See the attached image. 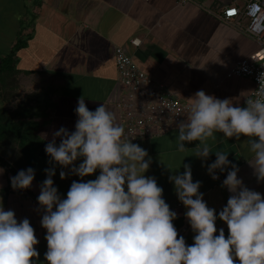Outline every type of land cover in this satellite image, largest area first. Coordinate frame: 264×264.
<instances>
[{
  "label": "crops",
  "instance_id": "obj_1",
  "mask_svg": "<svg viewBox=\"0 0 264 264\" xmlns=\"http://www.w3.org/2000/svg\"><path fill=\"white\" fill-rule=\"evenodd\" d=\"M246 1L0 0V61L12 54V75L19 81V92L25 93L14 105L0 96V114H14L13 138L0 141V167L5 169L0 175V204L5 210H13L18 222L30 220L39 240L35 246L40 253L37 264H48L44 259L47 230L41 226L44 210L37 201L39 186L46 179L44 170L52 167L45 146L61 127L75 130V109L80 97L90 110L104 104L120 123L115 102L120 92L116 83V48L121 47L138 68L189 106V98L199 90L219 99L233 98L236 104L245 106L254 82L226 74L237 61L256 51L258 44L244 33V20L234 18L228 23L218 15L227 7H242ZM132 38L140 39V44L131 45ZM177 136L176 125L159 136L133 142L152 158L145 175L154 176L163 188V198L178 214L173 223L190 245L195 233L184 215L186 208L168 179L183 173L184 163L191 164L193 182H201L199 191L217 216L231 195L221 187L231 166L223 173L217 170L219 179L213 180L207 165L215 162V151L228 153V159L239 167L238 177L249 189L264 195V182H257L249 166L253 154L243 143L247 137L241 136L237 141L216 132L217 139L209 140L213 152L202 161L194 156L199 142H186L185 150L180 151ZM56 142L58 145L60 138ZM27 148L29 152L23 158L22 149ZM80 162H76L77 166ZM29 167L35 170L32 186L26 193L12 191L10 173L15 176ZM61 170L68 171L57 165L53 180L61 197L66 198L73 180L81 178L69 173L61 180ZM97 175L99 171L83 180L95 179ZM216 227L228 231L226 223L219 219Z\"/></svg>",
  "mask_w": 264,
  "mask_h": 264
},
{
  "label": "clouds",
  "instance_id": "obj_2",
  "mask_svg": "<svg viewBox=\"0 0 264 264\" xmlns=\"http://www.w3.org/2000/svg\"><path fill=\"white\" fill-rule=\"evenodd\" d=\"M260 29L256 17L252 30L259 34ZM257 80L259 88L245 106L203 90L189 98V114L177 123L179 150L198 141L194 156L206 161L216 132L237 141L247 137L243 143L253 154L249 166L257 182H264V72ZM75 113V130L61 127L45 146L52 167L44 170L37 201L44 210L48 264H264V195L244 184L227 152L215 151V162L207 165L213 180L219 179L217 170L223 173L231 166L221 185L231 195L218 216L199 191L201 182H193L190 163L168 178L195 233L189 245L173 223L178 214L163 198V188L145 175L153 162L147 150L128 137L104 104L90 110L80 97ZM57 165L68 169L60 171L61 180L69 173L81 178L73 180L66 198L54 185ZM97 171L95 179L83 180ZM4 172L0 167V175ZM34 179L33 168L20 170L10 177L11 187L29 189ZM217 219L226 223L227 237L223 228L217 229ZM38 243L30 220L18 222L15 212L0 204V264H37Z\"/></svg>",
  "mask_w": 264,
  "mask_h": 264
},
{
  "label": "built area",
  "instance_id": "obj_3",
  "mask_svg": "<svg viewBox=\"0 0 264 264\" xmlns=\"http://www.w3.org/2000/svg\"><path fill=\"white\" fill-rule=\"evenodd\" d=\"M147 1V0H145ZM183 3L185 0H179ZM218 17L224 22L236 18L244 20V33L251 37L258 48L251 55L237 61L227 72V77L239 76L251 79L255 86L251 93L246 97L252 96L254 90L259 88L257 76L264 72V0H247L242 7L230 6L225 8ZM256 17L260 18L261 29L259 34L253 31V21ZM240 26L237 21L235 24ZM140 39H130V44ZM116 67V83L120 86L119 96L116 106L119 110L120 124L125 128L126 134L133 140L147 139L156 137L172 129L181 121L182 117L188 112L189 104L175 97L166 87L155 81L150 75L138 68L131 57L118 47L114 53ZM10 177L13 176L10 173ZM18 193H26L25 190H13ZM186 232V229L183 230Z\"/></svg>",
  "mask_w": 264,
  "mask_h": 264
},
{
  "label": "trees",
  "instance_id": "obj_4",
  "mask_svg": "<svg viewBox=\"0 0 264 264\" xmlns=\"http://www.w3.org/2000/svg\"><path fill=\"white\" fill-rule=\"evenodd\" d=\"M14 71V67H13V58H12V54L4 57L1 61H0V95H2V87L5 84L6 79L9 76H12V73ZM1 117H0V128H1V135H0V141H3L4 139H11L13 138V122L11 121L14 114L13 113H7L5 112H1ZM3 116V117H2ZM3 120V122H2ZM10 127V128H9ZM5 128V129H4ZM23 150V158H26V154L29 152V148L26 149H22ZM4 151V150H3ZM5 152H9V151H5ZM3 159V158H2ZM0 158V160H2ZM15 174V172H14ZM226 237L228 235V231L225 233Z\"/></svg>",
  "mask_w": 264,
  "mask_h": 264
},
{
  "label": "rangeland",
  "instance_id": "obj_5",
  "mask_svg": "<svg viewBox=\"0 0 264 264\" xmlns=\"http://www.w3.org/2000/svg\"><path fill=\"white\" fill-rule=\"evenodd\" d=\"M19 86L20 84L16 77L14 78V75L9 76L2 87V95H0L1 98L3 100H8L10 105L16 104L17 99L22 98V95H25V93L21 94L19 92Z\"/></svg>",
  "mask_w": 264,
  "mask_h": 264
}]
</instances>
